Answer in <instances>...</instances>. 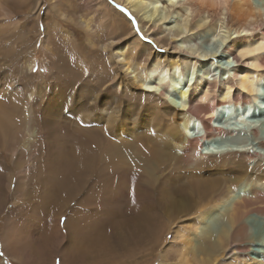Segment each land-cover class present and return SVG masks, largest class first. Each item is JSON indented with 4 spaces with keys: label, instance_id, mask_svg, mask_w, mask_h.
<instances>
[{
    "label": "bare ground",
    "instance_id": "6f19581e",
    "mask_svg": "<svg viewBox=\"0 0 264 264\" xmlns=\"http://www.w3.org/2000/svg\"><path fill=\"white\" fill-rule=\"evenodd\" d=\"M105 1L98 0L93 8L97 14L91 18L87 11L82 15L71 13L72 9L59 11V3L50 0L69 25L79 28L69 30L65 39L76 45L82 33V45L103 47L95 55L99 68L107 69L104 56L109 62L111 72L96 81L103 88L89 90L91 98L87 96L90 100L83 105L81 99L73 103L71 85L55 77V69L37 82L34 50L17 47L25 35L18 32L21 21L34 27L44 3L0 0V216L5 218L1 233L4 240L29 238L34 245L16 251L9 244L7 253L19 264H53L60 249L65 250L62 264H134L131 246L143 245L158 218L176 222L194 214L191 223L196 224L198 236L186 234L184 243L193 260L218 264V251L228 256L227 261L246 258L258 250L256 242L264 235V139L258 127L264 123V93L260 92L264 85V0L258 4L253 0H124L148 26H161L170 35L171 43L180 48L172 51L157 47V31L147 41L133 36L132 20L114 7H102ZM187 4L200 11L230 12L239 21L227 35L223 47L227 66L218 77L210 70L202 72L206 54H193L189 45L213 26L204 17H184L182 9H189ZM213 32H219L217 27ZM59 37H55L56 46L43 39L54 54L60 52ZM17 53L26 59L18 65L20 69L15 65ZM140 97L147 100L146 105L132 101ZM71 103L75 105L66 115ZM158 117L165 130L161 136H149ZM213 117H220L219 125L211 124ZM241 123L244 126L237 128ZM142 135L149 139L145 147L139 143ZM213 142L216 150L210 148ZM184 158L190 165L220 158L221 173L213 178L197 179V175L166 188V209L158 215L154 199L157 183L163 180L156 172L178 170ZM119 172L135 177L128 192L111 181ZM228 179L234 185L218 196L216 192ZM15 180L17 188L13 189ZM91 181L92 200L87 198ZM11 198L12 207L5 212ZM74 201L80 208L76 214L72 207L77 222L66 224L69 233L64 236L60 216ZM21 206L30 210L31 217L23 215L21 224L14 226L13 213ZM224 206L226 222L214 232L212 221ZM33 212L44 216L39 229ZM207 234L209 239H203ZM183 258L192 264L189 257Z\"/></svg>",
    "mask_w": 264,
    "mask_h": 264
},
{
    "label": "rangeland",
    "instance_id": "374dc122",
    "mask_svg": "<svg viewBox=\"0 0 264 264\" xmlns=\"http://www.w3.org/2000/svg\"><path fill=\"white\" fill-rule=\"evenodd\" d=\"M56 1L60 5L59 7L57 6L59 11H61V10L68 11L69 10L71 12V9H72L71 13L76 12L75 14H81V13L87 11L89 13L88 15L91 18H95V15L97 14L93 11H94L95 7L97 6L98 0H56ZM259 1L260 0H253V2L256 4H258ZM41 2H43L44 5L42 6V8H41L42 10L40 11V15L37 19L38 23H35L36 28H35V26L32 27V26L28 25V23H27L28 21H26V22L21 21V25H23V26L21 27V25H20L19 28H21V29L18 32H22V34L23 35L25 34V35H24L23 40L19 41L20 40L19 39L17 41V43H18L17 47L22 48V47H28L29 46L28 49L31 48L34 50V57L37 60L35 62V75H36V77L38 76V78H36L37 82H39L38 79L41 76H42V78L46 77V76L50 75V73L54 72V69H55L56 72H54V74H55L54 76L58 77L59 80L61 79L62 81L61 80L60 81L62 83H64V84L68 83V85H71L70 87L73 90V103L78 104V102L80 101L79 99H81L80 102L82 103V101L84 100L85 103L83 102V105H86V103L90 100L88 98H91V94H89V93H92L93 90L98 91V90H101L103 88V85L98 84L96 81L100 77H104L105 75H107L111 72L109 62H108V59L106 58V56H104V58H105V62L108 65L107 69L105 71H102L98 66L99 59L95 55L97 54L98 50H101V49L103 50V47L101 46V44L100 45L98 44L97 45L98 47L96 45H92V44L90 46L82 45L83 39L85 38V36L82 33H81V36H83V39H80L76 43V45H72L74 43H71L70 41L66 40L65 38L68 35L69 30H70V32H72V30H78L79 29L78 26L77 25H69V22H68L69 20L68 19L65 20V18H63V16L61 17V15H59L57 8L55 9L53 6H51L50 0H41ZM128 5L129 4H127L124 0H121L120 2L119 1L115 2V0H107V1H105V4L102 5V7H105V8L114 7L115 9L119 10L122 14H124L126 17L131 19L132 20V27H133L132 28V34H133V36L140 38L142 41L143 40L147 41L150 38V36L153 35V33H155L157 31L158 39L159 40L162 39V41H159V42L157 39V47L158 48L167 49L169 47L167 50H171V51L175 50V49H180L175 45L174 42L171 43L172 39L170 38V35H168L167 32H163V28L161 26H158L159 28H156V29H153L152 26H148V24L145 21L141 20L140 16H138L137 14H134L133 11L131 10V8L129 9L130 6H128ZM194 6H195L194 4H191V5L187 4L186 8L188 7L189 9H187V10L182 9L184 17L189 16L190 18H192V20H195L199 17H204V19H206L208 21L209 26H213V27H211L212 29H209V30H206V29L203 30L202 34L197 36L198 38L195 37L192 39V41L189 42L190 43L189 45L191 47V51L193 54L195 51L197 53L200 52L202 54H206L202 58V59H204L203 61L205 63V65L203 66L204 69L202 68V72L210 70L211 73L215 74V76L218 77V75H220L222 73L223 67L227 66L226 65V58L227 57L223 51V47L227 41V35H229V32H232L233 29H235V28H237V26H239V21L236 19H233L230 12L225 14L222 12L217 13L214 11H210V12L200 11L197 9V7H194ZM166 11L168 12L169 9H167ZM99 13H102V11ZM133 22H135V23H133ZM259 22L262 23V20H260ZM69 26H71L70 29L68 28ZM62 27L64 28V30ZM216 27L219 30V32H218L219 34L213 32V29ZM46 28H47V30H46ZM100 30H103V28H101ZM18 32H15V33L17 34ZM58 35L60 37H59L57 48L60 49V52L54 54L53 51L50 49V47L45 45L44 40L47 38L51 42V45L56 46V43H57L56 38L58 37ZM64 39H65V41H64ZM22 41H23V43H22ZM170 43H171V45H170ZM149 45L153 46L152 44H149ZM63 47H65V48H63ZM155 48H156V46H155ZM82 49H84V50H82ZM89 50H90V52H89ZM80 52H81V54H80ZM64 53H65V55H64ZM17 55L14 56V58H16L15 63L16 62L17 63L19 62V63L18 64L16 63L15 65L17 66V68H19V67H21V65L24 64V61H26V59H24L23 54L17 53ZM80 56L82 58H80ZM81 59H83V60H81ZM18 65H20V66L18 67ZM66 65L68 68H65ZM66 69H67V71H66ZM140 70H142V69H139L137 71V73L140 76H142L143 71H140ZM57 73H58V76H56ZM64 76H65V78H64ZM17 77H20V76H17ZM65 79H66V81H65ZM68 79H70L71 82H69ZM69 83H72L73 85L75 83V86H73L72 84H69ZM183 85L185 86V83H183ZM72 86L75 88H73ZM86 88H88V89H86ZM84 90L87 93L89 92V90H90V92L87 94L84 92ZM260 92L264 93V85H261ZM87 96H88V98H87ZM128 100H130V102L133 101V102H138L140 104L142 103L143 106L147 104V100L144 97L143 98L140 97V98L134 99V100L128 98ZM162 102L164 104H169V101H167V100H163ZM73 103H71L66 108V109H68V110H65L66 112L64 111L66 113V115L71 114L72 109L75 105ZM160 114L162 115V113H160ZM228 114H229V117H231L232 112L228 111ZM220 116H223V115L220 114ZM247 116L250 117L249 114ZM256 117H257V115L255 116V118ZM232 119H233L232 121L234 122V117ZM157 120H158V122H157L155 128L148 133L149 136H150V134L152 136H156V135L161 136L162 135L161 133L164 132V130H165L164 123H163L164 121H162V118H159V117L157 118ZM214 122H215V119L214 118L211 119V124L213 126H214V124H213ZM238 123L239 122H236L235 125H238ZM258 123H260V122H258ZM240 125L241 126H238L237 128L244 126V125H242V123ZM65 127H67V126H65ZM258 127L260 130V134L264 139V123L262 122V124H259ZM200 128L202 129V126ZM186 133H187V131H186ZM186 133L184 132L183 134L186 135ZM187 135H188V133H187ZM189 136H190V133H189ZM141 139H143V140L141 141ZM141 139L139 140L140 145H142L143 147L147 146V144H148L147 140H149V139H147V137L145 135H142ZM214 143L215 142H213L210 145V148H212V146H213L212 149L216 150L215 149L216 143L215 144ZM175 151L178 153L179 149L175 148ZM203 151H205L204 148H203ZM238 156L239 155H237V154L234 155L235 158H238ZM184 160H185V158L182 159V162L180 161L181 167L179 166L180 169L177 168L178 170L175 169L173 172H156V175L162 177L161 180H163L162 184L157 183V191H156V195H155V199H154V203H155L156 211H157L158 215L162 214L165 211L164 209H166L165 208V200H167V198L165 196L166 193H164V190L166 188H168V187L171 188V186L172 187L177 186V185L183 183V181H186L187 178L192 179V177H193L195 179L197 177V175H198L197 179L199 177H212L213 178V176H216V175H218V173H221V172H219L220 166H221V159L220 158H214L210 162L206 161L205 159H202L201 161H199L200 164L198 162V163L191 164V165L187 164L186 161H184ZM203 161H205V162H203ZM201 162H203V163H201ZM201 164H203V165H201ZM254 164H255V162L251 163L252 168L254 167ZM222 173H224V172H222ZM129 174H130V172L115 173V176L112 177L111 181L115 180L119 185L122 184L123 186L120 187L122 189V191L128 192L129 190L132 189V186L134 185V181H132V178L135 179L134 176L130 177ZM229 177H232V175H230ZM253 178L254 177L250 178L249 180L251 181V179H253ZM256 178H258V177H256ZM249 180L247 183H250ZM231 181L232 180L228 179L220 186V189L216 192L218 196L226 193L225 191L229 187H232L234 185L233 182H231ZM260 182H262V181H260ZM91 184H92V181L87 186L89 188L87 198H90L92 200L94 198V196H92V195H94V193H91ZM12 186H13V189L17 188L16 187L17 186L16 180ZM127 189H128V191H126ZM49 194H50V191H49L48 195ZM218 196H216L215 198H218ZM12 203H13V199L11 198L7 207L5 208V212L9 211V209H11ZM42 206L44 207L45 203ZM73 206L75 207V209H76L75 213L77 214L78 211L80 210V208L78 206V202L74 201L73 203H71V205L69 207L70 209L69 208L65 209L64 212L60 216V218H61L60 225L63 229L64 236H68V233H69L68 226H66V224L69 221L73 222V223L77 222L74 220L75 215H74V211L72 210ZM38 208H39V206L38 207L36 206V209H38ZM215 209H216V207H215ZM44 210H45V208H44ZM36 212L35 213L33 212L32 215L35 216L33 220L37 222V224H38L37 229H39L42 226V224L44 223L43 222L44 219H42V218H44V216H42V215L39 216V214H37L38 212L37 213ZM216 212H218L216 214V220H213L215 222L212 221V229L213 230L215 229L214 232L217 231V229L220 227V224L226 222V219L223 215L225 212V206H224L223 210L219 211V209H217ZM13 215L15 216V219L12 220L11 222L15 226L17 223L21 224V219H22L23 215H25L28 218L31 217V212H30V210L21 206L20 208L16 209V213H13ZM97 215L98 214H96V216ZM193 218H194V214L192 216H189V217H184L181 220H178L176 222L167 221V220L162 222L158 218L154 223L153 229L150 232L151 233L150 236H146L143 239V241H142L143 245H141L142 247L138 246V245L131 246V252H133V255H135V258L133 259L132 263H134V264H188L187 262H185V258H183V256H185L187 258L189 257L188 260L191 261L192 264H199L198 262H196V260H193L194 258L192 257V254L190 252L186 253V251H185L186 246L184 244L185 243V237L188 234L192 233L193 236H195V237L198 236L197 230H196L197 226H196V224L195 225L192 224L195 222L196 218H194V219ZM4 219H5L4 215L0 216V264H19L18 260H16L15 258H13L11 255H9L7 253L6 245L14 244L16 246V251H17V249L19 250V248L24 247V245H27L28 247L29 246L32 247L34 245L32 244V240H29V238L25 242H22L20 240H15V242H14V240L10 237H8L6 240H4V236L1 233V225L5 221ZM94 220H96V217ZM261 221L263 222L264 220L261 219ZM93 222H94V225H96V221H93ZM86 229H89V228H86ZM157 235H159V237ZM203 239H209V234L205 235V237ZM256 243L258 245L256 247L258 248L259 251L253 250L252 253H250L249 255L246 254V256H245L246 258H244V259L240 256L239 258H234V259H231L230 261L229 260L227 261L226 257L228 258V256H226L224 258L221 251H218L216 253V256L218 257L217 260L218 261L221 260L218 262V264H239V263L240 264L241 263L246 264L247 262H248L247 264H264V235L262 236V239ZM145 244H147V247L149 246L148 247L150 249L149 251L147 250V247L145 246ZM4 246H5V248H4ZM64 253H65V250L60 249L59 253L55 256L53 264H57V261H59V264H62L63 263L62 261L64 259ZM127 261H128V259H127ZM223 261H226V262H223Z\"/></svg>",
    "mask_w": 264,
    "mask_h": 264
},
{
    "label": "snow or ice",
    "instance_id": "6c2138e0",
    "mask_svg": "<svg viewBox=\"0 0 264 264\" xmlns=\"http://www.w3.org/2000/svg\"><path fill=\"white\" fill-rule=\"evenodd\" d=\"M262 51H264V49H261ZM252 53H249V55H251ZM57 264H59V261H57Z\"/></svg>",
    "mask_w": 264,
    "mask_h": 264
}]
</instances>
